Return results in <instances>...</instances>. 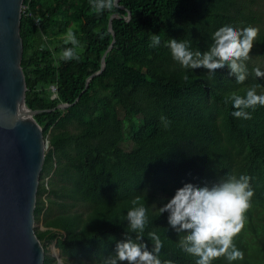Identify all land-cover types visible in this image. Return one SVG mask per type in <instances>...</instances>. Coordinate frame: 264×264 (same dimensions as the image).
<instances>
[{
	"label": "trees",
	"instance_id": "obj_1",
	"mask_svg": "<svg viewBox=\"0 0 264 264\" xmlns=\"http://www.w3.org/2000/svg\"><path fill=\"white\" fill-rule=\"evenodd\" d=\"M22 5L24 104L39 110L32 118L43 135L49 133L33 210L34 221L42 220L43 229L34 231L43 264H58L45 254L49 242L72 257V264H101L130 231L126 214L136 198L148 210L143 241L149 249L148 233L155 231L163 242L162 262L195 264L196 258L179 247L182 234L158 208L185 183L211 186L240 175L250 177L254 192L245 226L234 237L243 258H218L212 264H264V106L249 109L252 118L245 120L234 117L231 102L225 103L253 84L264 86V77L247 64L243 84L227 68L214 77L203 68L186 70L166 46L175 38L206 51L221 26L254 22L248 5L241 0H119L113 35L105 26L115 10L96 13L90 0H23ZM69 31L82 47L76 49L78 59L65 61L61 54L72 47L65 42ZM151 34L161 37L156 47ZM111 40L103 69L83 87ZM250 52L264 57V31ZM257 92L264 94V88ZM59 103L68 105L55 110ZM125 139L132 143L129 149L120 145ZM43 194L58 213L48 211ZM76 201L88 206L84 215L65 209Z\"/></svg>",
	"mask_w": 264,
	"mask_h": 264
},
{
	"label": "clouds",
	"instance_id": "obj_2",
	"mask_svg": "<svg viewBox=\"0 0 264 264\" xmlns=\"http://www.w3.org/2000/svg\"><path fill=\"white\" fill-rule=\"evenodd\" d=\"M90 6L96 13L111 11L118 6V0H90ZM259 34L253 26L243 28L224 25L212 36V44L206 51L193 50L188 40L169 38L167 47L171 57L184 69H206L209 76L214 77L216 70L227 68L229 75L235 77L237 84L247 79L246 61ZM151 46L161 42L158 34H151ZM66 43L72 45L63 50L61 59L68 61L78 59L76 49L82 47L76 35L69 31ZM258 76L264 75L257 73ZM188 79L187 75L184 77ZM260 84L249 86L244 95L233 93L226 98L235 111L236 118L251 119L249 109L264 106V94H258ZM162 122L169 123L165 117ZM254 192L247 175L228 176L211 186H197L185 183L176 189L174 195L163 206L158 208L159 215L167 213L168 224L178 233L179 247L190 256L196 258L195 264H212L215 259L225 258L229 262L243 258V253L234 243L244 228L246 212L251 207ZM132 207L127 211L126 221L129 232L124 239L116 242L114 254L104 257L101 264H172V261H161L159 253L163 247L160 236L151 231L148 237L152 247L143 241L148 224L147 208L139 198L132 200Z\"/></svg>",
	"mask_w": 264,
	"mask_h": 264
},
{
	"label": "water",
	"instance_id": "obj_3",
	"mask_svg": "<svg viewBox=\"0 0 264 264\" xmlns=\"http://www.w3.org/2000/svg\"><path fill=\"white\" fill-rule=\"evenodd\" d=\"M22 1L0 0V264H43L44 256L34 231L33 210L47 141L32 118L39 110L24 104L19 35ZM118 7L106 22L111 35V19L118 16ZM112 41L101 53L99 69L84 80L83 87L103 69ZM67 105L59 103L54 109ZM52 255L61 264L56 252Z\"/></svg>",
	"mask_w": 264,
	"mask_h": 264
},
{
	"label": "rangeland",
	"instance_id": "obj_4",
	"mask_svg": "<svg viewBox=\"0 0 264 264\" xmlns=\"http://www.w3.org/2000/svg\"><path fill=\"white\" fill-rule=\"evenodd\" d=\"M241 1H243L244 3H246L248 5L249 9L252 11V15L255 17L254 22L251 23L250 26L258 28L259 31H264V0H241ZM70 25H72L71 22L68 23V26H70ZM57 39H59V37H57L56 40ZM246 64L249 66H252L254 69H256L257 72L264 74V57H262L256 53L250 52V58L248 59V61H246ZM262 77H264V75H262ZM68 129L70 131H74L73 127H71V126L68 127ZM44 137H45V141H47L46 148L44 149V152H46L47 149L49 148V145H48L49 133H46L44 135ZM120 145L123 149H129L131 147L132 143L129 139H125V141H123ZM50 174L43 178V180L45 182L50 180V176H51ZM52 181L56 182V179H52ZM38 182H39V179H38ZM46 197H47V195H45V194H43L41 196L44 205L47 204ZM58 201H67V200H58ZM47 206H48V204H47ZM48 207H49L48 211L51 214H56L60 210V208L57 205L52 204ZM65 209L66 210L69 209L71 212H73V211L82 212V214L84 215L85 212L88 210V206L81 201H76L74 206L66 207ZM35 228L43 229L41 219L38 222L34 221V230H35ZM54 252H56L61 264H72V260H73L72 257L61 254L59 249L54 246L53 242L47 243L45 254L48 255L49 257H51L52 261H56L55 257L52 255Z\"/></svg>",
	"mask_w": 264,
	"mask_h": 264
},
{
	"label": "built area",
	"instance_id": "obj_5",
	"mask_svg": "<svg viewBox=\"0 0 264 264\" xmlns=\"http://www.w3.org/2000/svg\"><path fill=\"white\" fill-rule=\"evenodd\" d=\"M24 8H25V6L21 5V11H22V9H24ZM34 21H35V23H37L38 18L35 17V18H34ZM50 88H51V90H54V87H53V86H50ZM52 96H54V94H53Z\"/></svg>",
	"mask_w": 264,
	"mask_h": 264
}]
</instances>
